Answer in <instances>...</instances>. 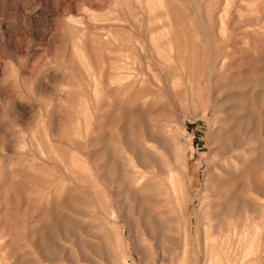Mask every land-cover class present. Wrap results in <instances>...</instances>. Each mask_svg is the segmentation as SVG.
I'll list each match as a JSON object with an SVG mask.
<instances>
[{"label": "rangeland", "instance_id": "1", "mask_svg": "<svg viewBox=\"0 0 264 264\" xmlns=\"http://www.w3.org/2000/svg\"><path fill=\"white\" fill-rule=\"evenodd\" d=\"M0 264H264V0H0Z\"/></svg>", "mask_w": 264, "mask_h": 264}]
</instances>
